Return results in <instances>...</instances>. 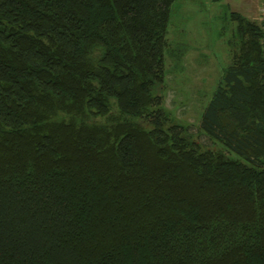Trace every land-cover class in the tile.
<instances>
[{
    "label": "trees",
    "instance_id": "obj_1",
    "mask_svg": "<svg viewBox=\"0 0 264 264\" xmlns=\"http://www.w3.org/2000/svg\"><path fill=\"white\" fill-rule=\"evenodd\" d=\"M174 1L0 0V264H264V23L229 13L193 134Z\"/></svg>",
    "mask_w": 264,
    "mask_h": 264
},
{
    "label": "rangeland",
    "instance_id": "obj_2",
    "mask_svg": "<svg viewBox=\"0 0 264 264\" xmlns=\"http://www.w3.org/2000/svg\"><path fill=\"white\" fill-rule=\"evenodd\" d=\"M264 0H175L171 6L165 49V107L174 119L192 125L195 134L200 116L224 70L230 65L227 44L236 12L262 25ZM264 26V25H263ZM181 55H175L180 53ZM199 141L211 145L203 135Z\"/></svg>",
    "mask_w": 264,
    "mask_h": 264
},
{
    "label": "built area",
    "instance_id": "obj_3",
    "mask_svg": "<svg viewBox=\"0 0 264 264\" xmlns=\"http://www.w3.org/2000/svg\"><path fill=\"white\" fill-rule=\"evenodd\" d=\"M262 12V19H263V21H264V5H263V7H262V10H261Z\"/></svg>",
    "mask_w": 264,
    "mask_h": 264
}]
</instances>
